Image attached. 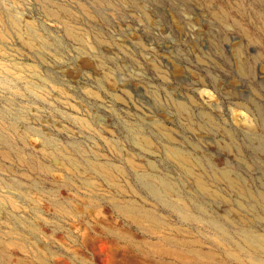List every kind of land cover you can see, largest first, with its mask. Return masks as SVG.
<instances>
[{"label":"rangeland","instance_id":"obj_1","mask_svg":"<svg viewBox=\"0 0 264 264\" xmlns=\"http://www.w3.org/2000/svg\"><path fill=\"white\" fill-rule=\"evenodd\" d=\"M0 264H264V0H0Z\"/></svg>","mask_w":264,"mask_h":264}]
</instances>
